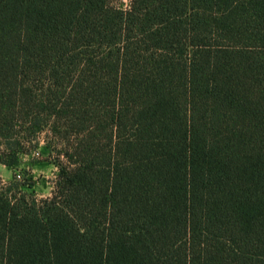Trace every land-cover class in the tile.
Returning a JSON list of instances; mask_svg holds the SVG:
<instances>
[{
    "label": "trees",
    "instance_id": "trees-1",
    "mask_svg": "<svg viewBox=\"0 0 264 264\" xmlns=\"http://www.w3.org/2000/svg\"><path fill=\"white\" fill-rule=\"evenodd\" d=\"M47 125L0 264H264V0H0V163Z\"/></svg>",
    "mask_w": 264,
    "mask_h": 264
},
{
    "label": "rangeland",
    "instance_id": "rangeland-1",
    "mask_svg": "<svg viewBox=\"0 0 264 264\" xmlns=\"http://www.w3.org/2000/svg\"><path fill=\"white\" fill-rule=\"evenodd\" d=\"M127 8L130 0H113ZM73 142V138H62L54 134L50 127L44 126L32 142L27 143L20 163L8 168L0 163V178L3 182L17 181L23 190L33 192L38 200L52 196L59 172L58 163H67L62 150ZM50 145L49 149L45 148ZM20 174V177H17Z\"/></svg>",
    "mask_w": 264,
    "mask_h": 264
},
{
    "label": "built area",
    "instance_id": "built-area-1",
    "mask_svg": "<svg viewBox=\"0 0 264 264\" xmlns=\"http://www.w3.org/2000/svg\"><path fill=\"white\" fill-rule=\"evenodd\" d=\"M17 177H20V174H17Z\"/></svg>",
    "mask_w": 264,
    "mask_h": 264
}]
</instances>
